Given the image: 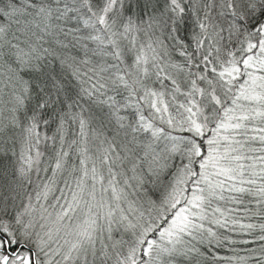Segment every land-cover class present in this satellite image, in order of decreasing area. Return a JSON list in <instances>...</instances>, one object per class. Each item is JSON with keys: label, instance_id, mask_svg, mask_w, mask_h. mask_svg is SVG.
<instances>
[{"label": "snow or ice", "instance_id": "snow-or-ice-1", "mask_svg": "<svg viewBox=\"0 0 264 264\" xmlns=\"http://www.w3.org/2000/svg\"><path fill=\"white\" fill-rule=\"evenodd\" d=\"M0 264H264V0H0Z\"/></svg>", "mask_w": 264, "mask_h": 264}]
</instances>
